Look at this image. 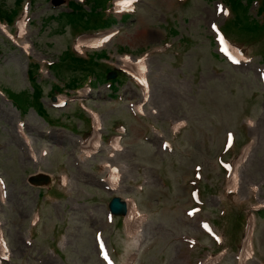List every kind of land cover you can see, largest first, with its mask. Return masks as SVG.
<instances>
[{
	"label": "rangeland",
	"instance_id": "1",
	"mask_svg": "<svg viewBox=\"0 0 264 264\" xmlns=\"http://www.w3.org/2000/svg\"><path fill=\"white\" fill-rule=\"evenodd\" d=\"M114 1L0 0V264H264V30L247 27L261 15Z\"/></svg>",
	"mask_w": 264,
	"mask_h": 264
},
{
	"label": "trees",
	"instance_id": "2",
	"mask_svg": "<svg viewBox=\"0 0 264 264\" xmlns=\"http://www.w3.org/2000/svg\"><path fill=\"white\" fill-rule=\"evenodd\" d=\"M252 1H256L257 4V13L259 15H261L262 20L260 21V23H258L257 21H255V23H252L251 20H249V22L251 23L250 25H248L247 27L253 26L252 27V31H257V30H264V0H251V1H247L246 0V4L247 2H252ZM72 6V5H71ZM6 16V14H5ZM0 18H2L1 20H5L6 21V17L0 15ZM249 24V23H248ZM246 27V28H247ZM245 28V29H246ZM251 31V32H252Z\"/></svg>",
	"mask_w": 264,
	"mask_h": 264
},
{
	"label": "bare ground",
	"instance_id": "3",
	"mask_svg": "<svg viewBox=\"0 0 264 264\" xmlns=\"http://www.w3.org/2000/svg\"><path fill=\"white\" fill-rule=\"evenodd\" d=\"M94 42V39H89V40H87V41H85V43H93ZM124 67H126V66H124ZM94 120V122H95V124L97 123V120L94 118L93 119ZM20 131V130H19ZM93 136L95 137V139L97 138V134L96 133H93L92 135H91V137L90 138H93ZM89 138V139H90ZM85 145V144H84ZM115 148H118L117 146H115Z\"/></svg>",
	"mask_w": 264,
	"mask_h": 264
},
{
	"label": "water",
	"instance_id": "4",
	"mask_svg": "<svg viewBox=\"0 0 264 264\" xmlns=\"http://www.w3.org/2000/svg\"><path fill=\"white\" fill-rule=\"evenodd\" d=\"M109 78V77H108ZM111 207H112V209H115L116 207H117V203L114 201L112 204H111ZM111 209V210H112ZM113 211V210H112Z\"/></svg>",
	"mask_w": 264,
	"mask_h": 264
},
{
	"label": "snow or ice",
	"instance_id": "5",
	"mask_svg": "<svg viewBox=\"0 0 264 264\" xmlns=\"http://www.w3.org/2000/svg\"><path fill=\"white\" fill-rule=\"evenodd\" d=\"M233 62L235 63L236 61H233ZM2 183H3V182H2V181H0V185H2Z\"/></svg>",
	"mask_w": 264,
	"mask_h": 264
}]
</instances>
